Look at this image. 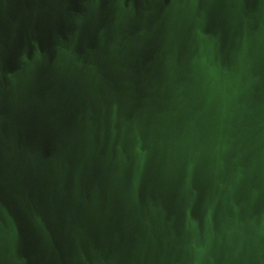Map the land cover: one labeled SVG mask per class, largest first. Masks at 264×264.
<instances>
[{
    "label": "water",
    "instance_id": "95a60500",
    "mask_svg": "<svg viewBox=\"0 0 264 264\" xmlns=\"http://www.w3.org/2000/svg\"><path fill=\"white\" fill-rule=\"evenodd\" d=\"M0 264H264V0H0Z\"/></svg>",
    "mask_w": 264,
    "mask_h": 264
}]
</instances>
